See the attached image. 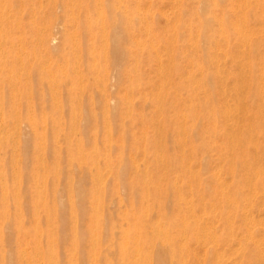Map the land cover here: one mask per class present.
<instances>
[{
  "label": "rangeland",
  "instance_id": "obj_1",
  "mask_svg": "<svg viewBox=\"0 0 264 264\" xmlns=\"http://www.w3.org/2000/svg\"><path fill=\"white\" fill-rule=\"evenodd\" d=\"M261 2L41 0L39 7V0L14 5L0 0L6 18L0 35L9 30L13 35V42L0 44V61L5 62L0 139L7 138L0 146L5 182L4 188L0 185V264L37 263L38 248L48 249L45 203L52 209L57 244L40 263L124 264L120 247L125 242V255L140 259L134 235L150 236L160 216L157 191L163 195L161 211L172 217L163 221L170 223L174 237L180 236L178 214L195 227L187 237L205 234V239L189 241L183 264H251V254L264 248V100L252 96L256 82L264 86V75L252 80L248 65L254 56L247 55L260 41L254 53L256 62L261 56L264 64ZM98 11L106 16L103 36ZM205 18L208 25L202 24ZM222 18L230 20L225 35L218 32ZM90 19L97 24L88 29ZM246 27L247 41L238 37ZM31 121L39 125L35 133ZM140 216L149 224L142 227ZM157 241L143 249L154 260ZM208 248L214 250L213 263L206 261Z\"/></svg>",
  "mask_w": 264,
  "mask_h": 264
},
{
  "label": "bare ground",
  "instance_id": "obj_2",
  "mask_svg": "<svg viewBox=\"0 0 264 264\" xmlns=\"http://www.w3.org/2000/svg\"><path fill=\"white\" fill-rule=\"evenodd\" d=\"M5 1V3L6 4H10V5H14V4H16V2H23V0H4ZM40 1V5H38L39 7L41 6V0H39ZM106 1V0H105ZM201 1V0H200ZM239 1V0H238ZM67 2H68V0H67ZM119 2H121V1H119ZM205 2H207V1H205ZM244 2H246V1H244ZM264 2H261V4H263ZM59 4V3H58ZM78 4H79V1H78ZM84 4V3H83ZM81 5V4H80ZM80 5H78V6H80ZM209 5H210V2H209ZM4 6V5H3ZM22 6V5H21ZM58 6V5H57ZM86 6V5H85ZM238 6H239V4H238ZM58 7H60V6H58ZM71 7H73V6H71ZM83 7V6H82ZM100 7L101 6H99V5H97L96 4V9H100ZM118 7V6H117ZM203 7H207L204 3H203ZM79 8V7H78ZM246 8V7H245ZM72 10V9H71ZM79 10V9H78ZM78 10H77V12H78ZM75 11V10H74ZM9 12V11H8ZM8 12H7V14H8ZM83 12V11H82ZM99 12V18H98V20H101V26L99 27V30H100V32H101V36H103V35H106V25H105V20H106V16L105 17H103V15H102V12L103 11H98ZM144 12V11H143ZM21 13V12H20ZM74 12H72V14H73ZM81 13V12H80ZM87 13V12H86ZM117 13L118 12H116V11H114V15L116 16L117 15ZM215 13V12H214ZM242 13H243V17L245 18V16H244V11H242ZM70 14V13H69ZM88 14V13H87ZM119 14V13H118ZM151 14V13H150ZM20 15V14H19ZM19 15L17 14L16 16H18L19 17ZM34 15H35V13H34ZM256 15H257V13H256ZM88 16V15H87ZM236 16H237V14H236ZM262 17H261V19H264V14L263 15H261ZM7 17V16H6ZM97 17V16H96ZM8 18V17H7ZM17 18V17H16ZM15 18V19H16ZM70 18V17H69ZM72 18V17H71ZM70 18V19H71ZM118 18V17H117ZM242 18V17H241ZM11 19V18H10ZM237 19V18H236ZM5 20H6V18H5V14H4V12L2 11V9H0V25L1 24H3V23H5ZM72 20H73V18H72ZM213 20V19H212ZM18 20H16V22H17ZM70 21V20H69ZM96 21L97 20H87L86 22V24H85V26H86V28H88V29H91L94 25H96L97 23H96ZM233 21V20H232ZM236 21V20H235ZM238 21V20H237ZM236 21V22H237ZM73 22V21H72ZM76 22V21H75ZM120 21H118V23H119ZM209 22H210V19H208V18H205L204 20H203V22H202V24H204V25H208L209 24ZM230 22V20H227L226 18H222V19H218V24H219V33L220 34H222V35H225L227 32H228V23ZM243 22H244V20H243ZM19 23V22H18ZM23 23V22H22ZM214 23V22H213ZM56 24V23H55ZM124 24V23H123ZM146 24V23H145ZM62 25V24H61ZM116 25V27H117V24H115ZM147 26V28L146 29H148V24H146ZM174 25V24H173ZM172 25V26H173ZM56 26V25H55ZM54 26V27H55ZM76 26V25H75ZM119 26V25H118ZM196 26V25H195ZM242 26V25H241ZM247 26V25H246ZM37 27V26H36ZM57 27V26H56ZM59 27V26H58ZM120 27V26H119ZM258 27V26H257ZM0 28H1V26H0ZM112 28V27H111ZM113 29V28H112ZM118 29V28H117ZM172 29V28H171ZM180 29H182V28H180ZM197 29H198V27H197ZM237 29V28H236ZM55 30V29H54ZM73 30H75V28L74 29H72V31ZM119 30V29H118ZM254 30H256V28L254 29ZM56 31V30H55ZM54 31V32H55ZM146 32H147V30H145ZM245 31V32H244ZM75 32V31H74ZM73 32V33H74ZM176 32V31H175ZM247 27H246V30H244L243 29V31H239L238 30V33H239V35H238V37L239 38H241V40H245V41H247V39H248V36H247ZM253 33V32H252ZM58 34V33H57ZM119 34H120V32H119ZM198 34V33H197ZM3 35H4V32H3ZM45 34L43 33V35H42V37L44 36ZM70 35V34H69ZM109 35H110V33H109ZM112 35V34H111ZM110 35V36H111ZM121 35V34H120ZM71 36V35H70ZM69 36V38H68V40L69 41H73L74 40V38L72 39L71 37ZM109 36V37H110ZM113 36V35H112ZM36 37H37V35H36ZM42 37H40L41 39H42ZM84 37V36H83ZM92 37V36H91ZM116 37V36H115ZM226 37V36H225ZM43 38H45V36L43 37ZM54 37H52V39H53ZM106 38V37H105ZM163 38V37H162ZM9 40L10 42H13V35H12V33H11V30H9L8 31V33H7V36H5L4 35V37L3 36H1L0 35V44H2V42H6L5 40ZM19 39V38H18ZM110 39V38H109ZM80 40V39H79ZM113 40V39H112ZM136 40V39H135ZM52 41V40H51ZM91 41V40H90ZM19 42V41H18ZM53 42H55V41H52V43ZM79 42H81V41H79ZM84 42V41H83ZM112 42V41H111ZM243 43H242V45L244 46V41H242ZM249 42V41H248ZM16 43V42H15ZM51 43V42H50ZM73 43V42H72ZM77 43V42H76ZM82 43V42H81ZM113 43V42H112ZM111 43V44H112ZM115 43V42H114ZM202 43V42H201ZM259 43H260V41H256V42H254V43H252V45H251V47H250V50H249V52H247V55H248V53L249 54H251V58H253V56H254V61L253 62H251V61H249V65H248V67H250V73H251V77H252V80L254 81V80H256V79H258V77H260V76H263L264 75V64H263V61H262V57L261 56H259V59H258V62H256V58H257V56H256V54L254 53L255 51H257V49H258V46H259ZM18 44V43H17ZM20 44V43H19ZM54 44V43H53ZM56 44V43H55ZM74 44V43H73ZM72 44V45H73ZM83 44V43H82ZM117 45V44H116ZM57 46V45H56ZM55 47V46H54ZM86 47V46H85ZM147 47V46H146ZM203 47V46H202ZM241 47V46H240ZM22 48L24 49V47L22 46ZM153 48V47H152ZM3 49V48H2ZM4 50V49H3ZM120 50H121V48H120ZM172 50V49H171ZM170 50V51H171ZM17 51H19V49L17 50ZM90 51H91V49H90ZM157 51V50H156ZM20 52V51H19ZM25 52H27V51H25ZM111 52V51H110ZM204 52V51H203ZM21 53V52H20ZM20 53H19V55H20ZM104 53H105V51H104ZM118 54V53H117ZM122 54V53H121ZM160 54V53H159ZM159 54H158V56H159ZM255 54V55H254ZM1 55H2V52L0 53V60H1ZM85 55V54H84ZM123 55V54H122ZM204 55V54H203ZM38 56H39V54H38ZM59 56V55H58ZM100 56V55H99ZM113 56V55H112ZM115 56V55H114ZM240 56V55H239ZM19 57H21V56H19ZM34 57V56H33ZM55 57V56H54ZM62 57V56H61ZM66 57V56H65ZM136 57V56H135ZM264 57V56H263ZM39 58V57H38ZM96 58V57H95ZM95 58H94V60H95ZM97 58H99V57H97ZM114 58V57H113ZM121 58V57H120ZM219 58V57H218ZM45 59V58H44ZM43 59V60H44ZM47 59V58H46ZM45 59V60H46ZM112 59V58H111ZM17 60V59H16ZM44 60V61H45ZM76 60H77V58H76ZM93 60V59H92ZM93 60V61H94ZM119 59H117L116 61H118ZM159 60H160V57H159ZM243 60V59H242ZM18 61V60H17ZM65 61H67V60H65ZM112 61V60H111ZM161 61V60H160ZM159 61V62H160ZM21 62V61H20ZM114 62H115V60H114ZM113 62V63H114ZM31 64V62H28V64ZM113 63H111V64H113ZM117 63V62H116ZM258 63H260L261 65H260V67L259 68H257L258 66H257V64ZM4 64H5V62H4ZM3 63H1V61H0V74H2V72H3V70H4V65ZM18 64V63H17ZM40 64H41V62H40ZM43 64V63H42ZM58 64H60V63H58ZM71 64H72V62H71ZM76 64V63H75ZM190 64V63H189ZM48 65H49V60H48ZM63 65V64H62ZM65 65V64H64ZM64 65H63V67H64ZM74 65V64H73ZM78 65V64H77ZM99 65H100V63H99ZM115 65V64H114ZM119 64H117V66H118ZM192 65V64H191ZM13 66H16V65H13ZM18 66V65H17ZM116 66V65H115ZM20 67H21V65H20ZM19 67V68H20ZM30 67V66H29ZM78 67V66H77ZM119 67H120V65H119ZM172 67V66H171ZM191 67V66H190ZM39 68V67H38ZM52 68V67H51ZM61 68H62V66H61ZM75 68V67H74ZM163 68V67H162ZM26 69H28V67H26ZM37 69V68H36ZM35 69V70H36ZM96 69H98V68H96ZM95 69V70H96ZM101 69V68H100ZM118 69V68H117ZM10 70V69H9ZM19 70H21V69H19ZM79 70V69H78ZM105 70V69H104ZM119 70V69H118ZM117 70V71H118ZM27 71V70H26ZM34 71V70H33ZM106 71V70H105ZM200 71V70H199ZM17 72V71H16ZM28 72V71H27ZM55 72V71H54ZM79 72H80V70H79ZM119 72V71H118ZM122 72H124L123 70H122ZM137 72V71H136ZM49 73V72H48ZM81 73V72H80ZM18 74V73H17ZM54 74V73H53ZM53 74H49L51 77H52V75ZM60 75H61V73H59ZM102 74V73H101ZM125 74H128V73H125ZM187 74V73H186ZM209 74V73H208ZM12 75H14V74H12ZM19 75V74H18ZM26 75V74H25ZM102 75H104V74H102ZM130 75V74H129ZM239 75V74H238ZM62 76V75H61ZM169 76V75H168ZM209 76V75H208ZM78 77H80L81 78V76H78ZM106 77V76H105ZM210 77V76H209ZM54 78V77H53ZM108 78V77H107ZM3 79V78H2ZM261 79V78H260ZM6 80V79H5ZM10 80V79H9ZM107 80V79H106ZM207 80H208V78H207ZM13 81V80H12ZM170 81V80H169ZM209 81V80H208ZM211 81V80H210ZM209 81V83L211 84V82ZM257 81V80H256ZM15 82V81H14ZM51 83V82H50ZM11 84V83H10ZM11 85H13V84H11ZM54 85V84H53ZM14 86V85H13ZM55 86V85H54ZM1 87V86H0ZM56 87V86H55ZM11 88H12V86H11ZM29 88V87H28ZM151 88V87H150ZM166 88H167V86H166ZM12 89H14V88H12ZM127 89V88H126ZM157 89V88H156ZM253 90V97H255V98H257L260 102H262L263 100H264V98L262 97V91L264 90V86L263 85H259L257 82H256V85H255V87H253L252 88ZM161 90H162V88H161ZM160 91V90H159ZM130 92V91H129ZM1 94H2V92H0ZM96 93V92H95ZM0 94V95H1ZM47 94V93H46ZM131 94V93H130ZM52 95V94H51ZM125 95V94H124ZM13 97V96H12ZM1 98H2V95H1ZM55 98H57L56 96H55ZM54 98V99H55ZM129 98H131V97H129ZM17 99H19V98H17ZM113 99V98H112ZM111 99V100H112ZM159 99H160V97H159ZM83 100H84V98H83ZM186 100V99H185ZM262 100V101H261ZM58 101V100H57ZM113 101V100H112ZM111 101V102H112ZM16 102V101H15ZM14 102V103H15ZM59 102V101H58ZM97 102V101H96ZM95 102V103H96ZM116 102V101H115ZM161 103V102H160ZM114 104V103H113ZM161 105V104H160ZM114 106V105H113ZM16 107V106H15ZM61 107V106H60ZM111 107H112V105H111ZM114 108V107H113ZM16 109V108H15ZM85 108H83V110H84ZM226 109V108H225ZM1 110V109H0ZM104 110V109H103ZM200 110L201 109H194V113H198V112H200ZM227 110H228V108H227ZM99 112V111H98ZM114 112V111H113ZM228 112V111H227ZM110 113H112V112H110ZM1 114V113H0ZM160 114H161V112H160ZM228 114V113H227ZM114 115V114H113ZM18 116V115H17ZM16 116V117H17ZM112 116V115H111ZM158 116H160V115H158ZM185 117V116H184ZM18 118V117H17ZM1 119V118H0ZM45 119V118H44ZM183 119H185V118H183ZM15 120V119H14ZM176 121V120H175ZM182 121H184V120H182ZM109 122V121H108ZM45 123H46V121H45ZM120 123V122H119ZM13 124H14V121H13ZM83 124V123H82ZM18 125V124H17ZM23 125V124H22ZM26 125V124H25ZM31 128L33 129V131H34V133H35V131H38V128H39V125H38V123L37 122H34V121H31ZM116 125V124H115ZM27 126V125H26ZM100 126V125H99ZM2 127V126H1ZM114 127V126H113ZM183 127V126H182ZM14 128V127H13ZM2 129V128H1ZM73 130V129H72ZM77 130V129H76ZM3 131V130H2ZM2 131H0V133L2 132ZM145 131V130H144ZM11 132V131H10ZM13 132V131H12ZM107 132V131H106ZM99 133V132H98ZM104 133V132H103ZM186 133V132H185ZM16 134V133H15ZM4 135H5V133H4ZM18 136V135H17ZM22 136H24V135H22ZM21 136V137H22ZM110 136V135H109ZM2 137V136H1ZM12 137V136H11ZM19 138V137H18ZM7 138H1L0 139V146L3 144V140H6ZM14 139V138H13ZM23 139H25V138H23ZM40 139V138H39ZM57 139V138H56ZM143 139V138H142ZM12 140V139H11ZM28 140V139H27ZM144 140V139H143ZM25 141V140H24ZM16 142V141H15ZM42 142H44V141H42ZM41 142V143H42ZM18 143V142H17ZM27 142H25V144H26ZM28 143H30V142H28ZM40 143V144H41ZM144 143V142H143ZM16 144V143H15ZM43 144V143H42ZM80 144V143H79ZM142 144V143H141ZM108 145H109V143H108ZM142 145H144V144H142ZM238 145V144H237ZM12 146V145H11ZM80 146V145H79ZM95 146V145H94ZM14 147V146H13ZM141 147V146H140ZM15 148V147H14ZM39 148H41V146H39ZM16 149V148H15ZM18 149V148H17ZM16 149V150H17ZM48 149V148H47ZM143 149H145L144 147H143ZM13 151V150H12ZM25 151H28V150H25ZM143 151V150H142ZM23 153H26V152H23ZM154 153H155V151H154ZM158 153V152H157ZM15 154H18V153H16L15 152ZM43 154V153H42ZM158 154H162V152L161 153H158ZM24 155V154H23ZM40 155V154H39ZM131 155V154H130ZM144 155V154H143ZM140 156V155H139ZM17 157V156H16ZM15 157V158H16ZM24 157V156H23ZM131 157L133 158V156L131 155ZM135 157V156H134ZM161 157V156H160ZM204 157H206L205 155H204ZM131 158V159H132ZM133 159H135V158H133ZM204 159V158H203ZM24 160V159H23ZM124 160H126V159H124ZM137 160V159H136ZM16 161V160H15ZM134 161V160H133ZM12 162V161H11ZM29 162V161H28ZM46 162V161H45ZM127 162V161H126ZM125 162V163H126ZM135 162V161H134ZM147 162V161H146ZM146 162H145V164H146ZM205 162V161H204ZM15 163V162H14ZM25 163H27V162H25ZM135 163H137V162H135ZM42 164V163H41ZM18 165V164H17ZM27 165V164H26ZM126 164H124L123 166H125ZM134 165H137V164H134ZM46 166V165H45ZM64 166V165H63ZM28 167V166H27ZM74 167H76L75 165H74ZM16 168V167H15ZM122 168V167H121ZM136 168H137V166H136ZM135 168V169H136ZM145 168V167H144ZM75 169V168H74ZM124 169V168H123ZM204 169V168H203ZM15 170V169H14ZM121 170V169H120ZM162 170H163V168H162ZM255 170V169H254ZM256 171V170H255ZM35 172V171H34ZM257 172V171H256ZM83 173V172H82ZM85 173V172H84ZM84 173L82 174V175H84ZM123 173V172H122ZM194 173V172H193ZM4 174V172L2 173V169H1V167H0V175H3ZM120 174V173H119ZM150 174V173H149ZM42 175V174H41ZM107 175V174H106ZM122 175V174H121ZM120 175V176H121ZM124 175V174H123ZM256 175H257V173H256ZM144 176V175H143ZM142 176V177H143ZM19 177V176H18ZM79 177V176H78ZM80 178V177H79ZM123 178V177H122ZM181 178V177H180ZM104 179V178H103ZM102 179V180H103ZM78 180V179H77ZM84 180V179H83ZM108 180V179H107ZM180 180V179H179ZM46 181V180H45ZM72 181V180H71ZM215 181V180H214ZM16 182V181H15ZM74 182H76V181H74ZM82 182V181H81ZM121 182H123V181H121ZM263 182H264V179H263ZM262 182V183H263ZM17 183V182H16ZM103 183V182H102ZM75 184V183H74ZM77 184V183H76ZM121 184V183H120ZM191 184V183H190ZM0 185H1V187L2 188H4V186H5V182H2V180H1V178H0ZM60 185V184H59ZM78 185V184H77ZM122 185V184H121ZM150 185L151 184H147L146 186H145V188L148 190L149 189V187H150ZM262 185H264V183L262 184ZM41 186H42V183H41ZM62 186V185H61ZM60 187V186H59ZM249 187H250V185H249ZM262 187V186H261ZM38 188V187H37ZM77 188V187H76ZM75 188V189H76ZM80 187H78V189H79ZM121 188H123V187H121ZM174 188H175V186H174ZM59 189H61V188H59ZM159 189V188H158ZM226 189V188H225ZM253 189V188H252ZM16 190V189H15ZM58 190V189H57ZM190 190V189H189ZM258 190V189H257ZM75 191V190H74ZM82 191V190H81ZM80 191V192H81ZM219 191H220V189H219ZM59 192V191H58ZM178 192V191H177ZM191 192H192V190H191ZM253 192V191H252ZM42 193H43V191H42ZM77 193V192H76ZM78 193H79V191H78ZM216 193V192H215ZM235 193V192H234ZM62 194V193H61ZM80 194H83V193H79V196H80ZM219 194V193H218ZM248 194V193H247ZM252 194V193H251ZM145 195V194H144ZM201 195V194H200ZM213 195V194H212ZM44 196V195H43ZM57 196V195H56ZM76 196V195H75ZM163 195L161 194V192L160 191H157V193H156V200H155V204H157V206H158V213L160 214V216H159V218H158V220L157 221H155V223H153L152 224V230H151V233H150V236H148V239H142V233H141V231L140 232H136L135 233V238H136V252H135V254H137V255H139L140 256V259H139V257L138 258H134L133 260H130L129 259V256H126L125 254H126V251L125 250H127V248H128V245L126 244V242H125V244H123V245H121V247H120V249L122 250V252H123V262H124V264H183V260H184V258H183V255H184V252L186 251V249H187V245H188V243H189V241H191V239H196L197 241H200V240H202L203 238H204V236H205V234H204V236H201V235H199V233H198V231H197V234H195V235H193V236H190V237H187V235H188V233L192 230V229H195V227H194V225L193 224H190V223H188V222H186V220L185 219H183V216H182V218L180 219V214H178V219H177V221H176V225H177V227L179 228V233H180V236L178 237V238H176V237H174V235H172L171 234V230L169 229L170 228V223L169 224H166L165 225V223H164V221L165 220H167V219H169V218H172L171 216H169V213L168 212H166V211H161V209H160V207L163 205V200H162V197ZM252 196V195H251ZM58 197V196H57ZM59 197H62V196H59ZM64 198H65V196H63ZM62 197V198H63ZM134 197H135V193H134ZM186 197V196H185ZM8 198V195H7V193H5V192H3V194H2V200H3V202H5L6 201V199ZM61 198V199H62ZM81 198V197H80ZM121 198V197H120ZM146 199H147V197H145ZM187 198V197H186ZM244 198V197H243ZM76 199H78V198H76ZM98 199V198H97ZM19 200V199H18ZM63 200V199H62ZM113 200V199H112ZM121 200V199H120ZM179 200H180V198H179ZM188 200H190V199H188ZM60 201V200H59ZM114 201V200H113ZM243 201V200H242ZM41 203H42V200L40 201ZM191 202H192V200H191ZM19 203V202H18ZM45 203V201H43V203L42 204H44ZM59 203V202H58ZM77 203V202H76ZM80 203V202H79ZM113 204H114V202H112ZM121 203V202H120ZM187 203V202H186ZM251 202L249 201V204H250ZM61 204V203H60ZM63 204V203H62ZM81 204V203H80ZM248 204V203H247ZM11 205V204H10ZM18 205V204H17ZM45 205H47V206H45ZM66 205V204H65ZM129 205V204H128ZM127 205V206H128ZM44 206H45V208L43 209V211H44V214H46L47 215V231L49 232L48 233V238H49V246H48V251L47 250H40V251H38L39 250V248H38V250H37V256L38 257H36L35 258V260L36 261H38L37 263H33V264H43V263H40V258H42V256H44L45 254H46V251L48 252V254L49 255H53L54 254V246L57 244V242L55 241L56 240V236H55V232L52 230V228H53V226H54V220L51 218V216H52V209H51V207L47 204V203H45L44 204ZM77 206V205H76ZM189 206V205H188ZM191 206V205H190ZM244 206V205H243ZM247 206V205H246ZM26 207V206H25ZM59 207V206H58ZM61 207V206H60ZM79 207V206H78ZM82 207V206H81ZM215 207H217V206H215ZM203 208H204V206H203ZM64 209V208H63ZM80 209V208H79ZM180 209H182V206L180 207ZM190 209V208H189ZM246 209V208H245ZM212 210H214V209H212ZM216 210V209H215ZM63 211V210H62ZM190 211V210H189ZM244 212V211H243ZM246 212V211H245ZM249 212V211H248ZM146 213H147V211H146ZM157 213V214H158ZM81 214V213H80ZM122 214H123V212H122ZM145 214V213H144ZM249 214V213H248ZM82 215V214H81ZM193 215V214H192ZM199 215H201V214H199ZM218 216V215H217ZM35 217L36 218H38V219H40L41 218V213L40 212H36L35 213ZM187 217H189V216H187ZM195 217H196V215H195ZM246 217V216H245ZM252 217L253 216H251V219H252ZM125 218V217H124ZM163 219H164V221H163ZM229 219H231V217L229 218ZM36 220V219H35ZM60 220H62V218H60ZM106 220H107V218H106ZM253 220H255V219H253ZM137 221H139V223H140V225L142 226V225H145V224H149V223H145V219H143V217H139L138 218V220ZM198 221V220H197ZM196 221V222H197ZM210 221V220H209ZM217 221V220H216ZM216 221H214V222H216ZM229 222H230V220H228ZM250 221H252V220H250ZM63 222H64V220H63ZM106 222V221H105ZM146 222H147V219H146ZM246 222V221H245ZM253 222V221H252ZM5 223H7V222H5ZM60 223H61V221H60ZM79 223V222H78ZM247 223H249V222H247ZM107 224V223H106ZM106 224H104V225H106ZM201 224V223H200ZM206 224V223H205ZM205 224H202L203 225V227L205 226ZM212 224H214L213 222H212ZM231 224V223H230ZM246 224V223H245ZM251 224V223H250ZM9 225V224H8ZM7 225V227H9ZM64 225V224H63ZM104 225H103V227H104ZM197 225V224H196ZM211 224H209V226H210ZM248 225V224H247ZM252 225V224H251ZM62 226V225H61ZM61 226H60V228H61ZM107 226V225H106ZM105 226V227H106ZM213 226V225H212ZM230 226H232V224L230 225ZM256 226V225H255ZM6 227V228H7ZM143 227V226H142ZM208 227V226H207ZM207 227L205 226V229H206V232H207ZM246 227V226H245ZM63 228V227H62ZM248 228V227H247ZM247 228H246V230H247ZM8 229V228H7ZM6 229V230H7ZM79 229H80V227H79ZM197 229V228H196ZM252 229V228H251ZM59 230V229H58ZM62 230V229H61ZM231 230V229H230ZM233 230H235V229H233ZM263 230V229H262ZM10 231V230H9ZM9 231H7V232H9ZM107 231V230H106ZM249 232L251 231V230H248ZM11 232L12 231H10V234H11ZM78 232H80V231H78ZM94 232H95V230H94ZM105 232V231H104ZM210 232V231H209ZM215 232V231H214ZM213 232V233H214ZM235 232V231H234ZM248 232V233H249ZM82 232H80V234H81ZM107 233V232H106ZM205 233V232H204ZM229 233H230V231H229ZM248 233L246 234V235H248ZM259 233V232H258ZM10 234H8V235H10ZM79 234V235H80ZM95 234V233H94ZM105 234V233H104ZM200 234H202V233H200ZM209 234V233H208ZM7 235V236H8ZM213 235V234H212ZM250 235V234H249ZM256 235V234H255ZM259 235V234H258ZM81 236V235H80ZM131 235H128V233L125 235V237L127 238H129ZM232 236V235H231ZM237 236V235H236ZM251 236V235H250ZM254 236V235H253ZM260 236V235H259ZM11 237V236H10ZM93 237V236H92ZM95 237H97V236H95ZM186 237H187V239H186ZM246 237H248V236H246ZM245 237V238H246ZM261 237V236H260ZM259 237V238H260ZM263 237L264 236H262L261 238L263 239ZM7 238V237H6ZM215 238V237H214ZM251 238V237H250ZM258 238V239H259ZM260 238V239H261ZM9 239V238H8ZM96 239V238H95ZM205 239V238H204ZM210 240L212 239L213 240V236H212V238H209ZM226 239V238H225ZM253 239V238H252ZM12 240V239H11ZM28 240V239H27ZM157 240H159L160 242H159V245H160V247H159V249H158V252H157V258L154 260L153 259V254H151V255H149V253H143V249H144V245L146 244V243H155ZM184 241L185 240V242H184V244H180V242L181 241ZM216 240V239H215ZM238 240H240V239H238ZM246 240V239H245ZM255 240H256V237H255ZM254 240V241H255ZM264 240V239H263ZM259 241V240H258ZM262 241V240H261ZM158 242V241H157ZM203 242V241H202ZM236 242V241H235ZM256 242H257V240H256ZM91 243H93L92 241H91ZM218 243V242H217ZM217 243H215V244H217ZM239 243V241L236 243V244H238ZM246 243V242H245ZM258 243V242H257ZM264 243V242H263ZM208 244V243H207ZM235 244V245H236ZM240 244V243H239ZM242 244V243H241ZM249 244V243H248ZM259 244V243H258ZM262 244V243H261ZM179 245V246H178ZM251 245V244H250ZM249 245V246H250ZM264 245V244H263ZM178 246V247H177ZM192 246V245H191ZM207 246V245H206ZM242 247V246H241ZM192 248V247H191ZM202 248H203V246H202ZM205 248V247H204ZM219 249V248H218ZM237 249H239V248H237L236 247V250ZM23 250V249H22ZM80 250V249H79ZM193 250V249H192ZM6 251H7V249H6ZM195 251V250H194ZM215 251H216V249H215ZM219 251V250H218ZM12 252V251H11ZM36 252V251H35ZM202 252V251H201ZM7 253V252H6ZM213 253H214V250H213V248L211 249V248H208L207 250H206V254H207V257H206V261L207 260H209L210 262H212L213 263V258H212V255H213ZM216 253V252H215ZM222 253V252H221ZM230 253V252H229ZM11 254V253H10ZM134 254V255H135ZM156 254V253H155ZM194 255H198V254H195V253H193ZM9 255V254H8ZM7 255V257H9ZM12 255V254H11ZM10 255V256H11ZM24 255V254H23ZM202 255V254H201ZM216 255H218L217 253H216ZM94 256V258H95V255H93ZM203 256V255H202ZM6 257V259H8ZM212 258V259H211ZM217 258V257H216ZM251 264H264V248H258V250H256V252L254 253V254H251ZM24 259V258H23ZM197 259H198V261L200 262V260H199V258L197 257ZM34 259H28V263H31L32 264V262L31 261H33ZM91 260H92V258H91ZM203 260V259H202ZM20 262H22V260H20ZM74 262V261H73ZM229 263V262H228Z\"/></svg>",
  "mask_w": 264,
  "mask_h": 264
}]
</instances>
